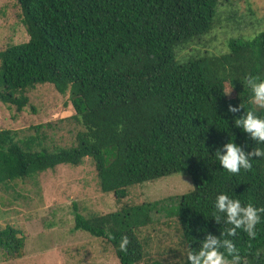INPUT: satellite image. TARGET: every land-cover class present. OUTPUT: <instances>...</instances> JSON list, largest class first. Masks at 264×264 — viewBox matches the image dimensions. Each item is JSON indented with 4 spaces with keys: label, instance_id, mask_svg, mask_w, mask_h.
<instances>
[{
    "label": "trees",
    "instance_id": "obj_1",
    "mask_svg": "<svg viewBox=\"0 0 264 264\" xmlns=\"http://www.w3.org/2000/svg\"><path fill=\"white\" fill-rule=\"evenodd\" d=\"M14 1L28 40L0 50V102L21 112L29 104L26 92L47 83L69 94L74 113L66 120L82 128L70 146L48 144L51 122L32 125L25 135L1 129L0 185L90 159L100 191L119 207L84 214L74 204L73 228L103 239L119 264H168L160 257L166 250L158 251L171 237L159 238L156 225L164 220L175 226L168 254L177 261L170 264H183L186 250L209 235L222 238L224 213L220 221L209 215L220 192L264 207V156L255 155L264 142L236 124L249 109L264 115L245 86L248 76L264 79V31L248 41L228 40L227 52L214 53L191 47L215 27L220 0ZM230 140L251 169L224 170L216 152H226ZM172 174L187 175L193 190L123 202L129 189ZM256 232L231 237L239 249L232 264H264V221ZM23 247L19 229H0L1 251L19 258Z\"/></svg>",
    "mask_w": 264,
    "mask_h": 264
},
{
    "label": "rangeland",
    "instance_id": "obj_2",
    "mask_svg": "<svg viewBox=\"0 0 264 264\" xmlns=\"http://www.w3.org/2000/svg\"><path fill=\"white\" fill-rule=\"evenodd\" d=\"M20 15L14 0H0V50L28 40ZM216 20L202 44L191 48L196 50L205 45L206 50L225 53L228 40L253 39L264 31V0H220ZM178 53L182 58L186 51ZM26 95L29 104L21 112L0 102V130H19L25 135L31 132L30 126L51 122L53 130H46L53 136L47 140L49 145L75 143V134L82 127L66 120L74 113L68 93L59 94L53 85L45 83L28 90ZM189 186L192 188V182L187 175L172 174L129 189L123 202L141 203L180 195ZM74 204L84 214H105L119 207L112 194L100 191L93 163L88 158L79 166L60 165L25 181L0 185V229L12 225L24 237L22 256L15 258L0 250V264H119L113 248L103 239L74 230ZM174 227L167 220L156 225L161 230L162 242L165 238L162 233H171L158 250H166L160 257L168 264L177 261V257L168 254L176 241Z\"/></svg>",
    "mask_w": 264,
    "mask_h": 264
},
{
    "label": "clouds",
    "instance_id": "obj_3",
    "mask_svg": "<svg viewBox=\"0 0 264 264\" xmlns=\"http://www.w3.org/2000/svg\"><path fill=\"white\" fill-rule=\"evenodd\" d=\"M245 86L251 92V103L264 108V79L248 76L245 80ZM229 91L230 88L228 87L224 89L225 94H228ZM246 112V116L237 119L236 124L241 125L244 130L251 133L253 138L264 142V115L258 114L254 109H249ZM225 148L226 152L223 154L219 151L216 152V157L219 163L223 165L224 170L233 174L238 173L241 168L251 169L252 164L234 141L230 140ZM255 155L264 156V148H257ZM189 190L192 191L193 189L189 186ZM184 194L188 195L189 193L185 191ZM213 203L215 207L209 215L220 221V213H224L226 218V227L221 232L222 238L209 235L205 240L200 241L201 246L198 249H187L183 264H189V262L190 264H232L239 258V249L231 237L237 236L238 231H242L249 238H253L257 234V225L264 221V218L260 216V213L264 212V207H257L251 202L242 205L239 198L230 196L225 192H220ZM128 243V239L123 238L120 248L124 249Z\"/></svg>",
    "mask_w": 264,
    "mask_h": 264
}]
</instances>
